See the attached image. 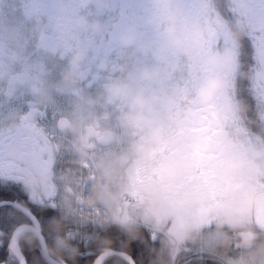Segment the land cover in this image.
Masks as SVG:
<instances>
[{
    "label": "clouds",
    "instance_id": "9594fccd",
    "mask_svg": "<svg viewBox=\"0 0 264 264\" xmlns=\"http://www.w3.org/2000/svg\"><path fill=\"white\" fill-rule=\"evenodd\" d=\"M211 27L192 0H0V128L19 130L25 122L38 126L54 117L57 139L48 156L67 152L91 169L86 204L104 210L107 226L131 234L139 222L164 232L169 216L190 217L186 230L162 241L172 260L158 254L154 264H173L176 254L200 243L217 264H264V228H249L256 210L264 208V190L253 183L256 169L237 146L236 134L225 132L211 143L222 155L216 186L227 191L229 201L213 230L206 234L207 222L198 215L211 203L209 188H171L197 174L192 145H208L205 136L191 131L196 115L183 106L185 100L210 108L231 86L226 72L235 64V53L201 55ZM246 34L241 21L225 33L237 44ZM195 62L207 69L205 74H195ZM230 110L238 118L248 111L243 103ZM165 147L170 154L153 161L149 173L170 187L147 183L142 201L125 208L131 170ZM30 148L21 142L8 157L19 160ZM26 167L25 187L45 195L51 177ZM72 175L61 173L59 179L70 183ZM238 183L244 184L241 190H228ZM73 193L67 187L62 197L68 210L74 207ZM52 226L55 236L43 264H75L78 248L65 222L53 220ZM40 237L35 232L27 239L39 243Z\"/></svg>",
    "mask_w": 264,
    "mask_h": 264
},
{
    "label": "snow or ice",
    "instance_id": "6c2138e0",
    "mask_svg": "<svg viewBox=\"0 0 264 264\" xmlns=\"http://www.w3.org/2000/svg\"><path fill=\"white\" fill-rule=\"evenodd\" d=\"M197 14L205 15L211 27L209 49L228 47L224 36L229 26L241 21L247 29L244 40L236 45L237 64L229 74L231 84L230 98L247 101L254 111L264 117V0H192ZM34 137L37 150L23 154L22 160H9L7 151L18 141L17 134L0 131V264H42L41 257L49 242L48 231H41V242L34 254L32 246L21 245L20 238L26 229L50 230L49 225L56 218L68 221L66 231L82 241L78 252V264H141L148 250L143 241H138L134 254H129L125 245L128 238L115 228H105L98 219L83 222L76 219L77 212H83V203L77 200L78 208L66 212L59 203L60 187L56 183V172L60 164L45 158L48 137L43 129H29ZM35 161L41 169L53 177L52 185L46 196L25 191L21 176L23 162ZM83 179V177H81ZM110 240L113 248L103 247V241ZM143 240L156 243L153 234L145 228ZM21 248L23 251L21 252ZM111 258L110 260L107 258ZM203 253L193 249L184 257L185 264H200Z\"/></svg>",
    "mask_w": 264,
    "mask_h": 264
},
{
    "label": "flooded vegetation",
    "instance_id": "af4514ba",
    "mask_svg": "<svg viewBox=\"0 0 264 264\" xmlns=\"http://www.w3.org/2000/svg\"><path fill=\"white\" fill-rule=\"evenodd\" d=\"M210 34H211V30H210ZM245 37L242 40H244ZM224 38L227 41H229L226 38V35L224 36ZM209 39H210V35H209ZM208 41L204 46V49L201 54L202 56L210 55L215 51L226 50V49H231L235 53V64L226 72V76L229 79V74L234 71L237 64L236 45H238L239 43L237 44L232 41H229L228 47L222 46L218 48L209 49L207 47ZM193 70L197 76L201 74H205L207 71V69L199 62H195L193 64ZM229 93H230V89L227 92V94L218 98L216 103L210 108H200L198 106H194L190 104V102H188L187 100H185L183 105L184 107H189L196 115V124L191 129V131L205 136L208 140V145L206 146L192 145L189 154L197 164V174L195 176L190 177L186 185L171 186V188L172 190L175 191H183L185 188L189 186H194V187L204 186L209 188L211 194V203L207 207L201 209L198 213V215L207 222L205 228L206 234L214 229L216 218L220 214L225 212L229 207L227 191L220 190L216 186L218 181V177L216 175V169L222 160V155L211 149V143L219 135H222L225 132H231L237 135V146L250 155L253 166L256 169V175L253 180V183H255L256 186L261 190H264V117L259 116L247 101L241 99H231ZM236 103H243L244 105L247 106L248 111L246 117L238 118L233 115L230 109L232 105ZM53 125H54V117L50 116L49 119L41 121L38 126H33L32 124L25 122L19 130L0 128V131L13 132L17 134L18 141L15 143V145L21 142H26L31 144V148L28 151H33L37 149L34 143V137L32 133L29 131V129L30 128L43 129L48 137V144L46 147L45 158L49 161H53L61 165V168L56 172V176H55L56 183L60 187L59 203L62 205L64 210L68 212V211L76 210L79 206L77 200H80L83 203L84 208L86 210L83 212H77L76 219L86 223L92 222L93 219L88 221L82 219L84 214H88L92 217V211L95 210V209H88L86 204L88 188L90 187V183L93 179V174L91 172V169L79 166L72 158V156L67 152H65L63 155H61L56 159L49 158L48 149L51 143L53 142V140L57 139V137H55V134L53 133L52 130ZM241 129L246 130V135L242 137L238 135V132ZM9 150L6 153V158L9 160H13L8 157ZM169 154L170 152L169 149H167V147L154 151L143 166L135 167L131 170L130 176L132 180V190L129 192L128 196L124 201L125 208L130 209L142 201L141 190L143 186L147 183L157 182L160 183L161 187L165 189L170 187L164 184L162 179L153 176L149 173V169L153 161L158 160L161 157ZM22 158L19 160H22ZM13 161H17V160H13ZM27 165H32L44 175L51 177V183L47 188L46 194L43 195L46 196L50 189V186L52 185L53 177L51 175L46 174L35 161L25 160L22 165L23 174L21 176V183L25 191L28 193H32L35 191H29L24 185V179L28 172V168L26 167ZM61 173L73 174L71 176L70 183H65L59 179ZM81 177H83V179H81ZM67 187H72L74 189L73 197L75 195L77 198V200L73 199L74 207L72 210H68L64 206L62 201V197L65 194ZM243 187H244L243 183L230 184L228 185V190L235 192L241 190ZM37 194L41 196L39 193ZM99 209H101L102 212L104 213V210L102 208ZM59 219L65 222V231H66V228L68 227V221L63 218H59ZM257 221H264V208H259L256 210L255 214L251 217L249 221V228H259ZM190 222H191L190 217L176 218L174 216H169V218L165 223L164 232L158 231L156 228H154L151 225L140 223L141 228H143L144 230L145 228L149 229L150 232L153 234L154 239L156 240V243L154 244L152 243L156 260L158 259V254L165 260H172V258L168 255L167 251L164 250L162 241L168 235L178 234L179 232L186 230ZM111 227L108 226V228ZM54 236L55 235L52 236V240H54ZM73 244L78 248V252H79L80 247L82 245V241L80 239H77L75 242L73 241ZM193 249L202 250L203 253L202 260H204L206 264H217L216 260L209 254L206 246L203 243L196 245H188L184 250L176 254L173 264H185V260H184L185 255L189 254ZM230 254H235L234 248L233 251L230 252Z\"/></svg>",
    "mask_w": 264,
    "mask_h": 264
},
{
    "label": "trees",
    "instance_id": "16d2710c",
    "mask_svg": "<svg viewBox=\"0 0 264 264\" xmlns=\"http://www.w3.org/2000/svg\"><path fill=\"white\" fill-rule=\"evenodd\" d=\"M54 220H60L59 218H56ZM53 222V221H52ZM52 222L51 224L49 225V229L50 230H41V231H48V246H51L53 244V240H52V236L55 235V232L53 230V226H52ZM111 228H115L117 230H119V232L128 238L129 242H131L130 244L128 245H125V247H127L128 251H129V254H134L135 251H136V244L138 241H143V243L145 244V246L147 247V254L145 255V257L142 258V261H141V264H154V261H156V257H155V252H154V249H153V245L150 241H147V240H143V236H144V229L143 228H138V230L135 232V233H128V232H125L123 231L122 229L120 228H117L115 226H112ZM111 228H108V229H111ZM33 234V233H27L21 240V245H24V244H28L30 246H32L33 248V252L34 254H37L39 255L38 253V250L36 249V246L37 244L39 243H29L28 242V237ZM104 241H107L106 244L103 243V247H106V248H113L115 245L110 241V240H104ZM103 241V242H104ZM22 251H23V248H22ZM111 259V258H110ZM109 259V260H110ZM41 260H42V257H41ZM13 264H15V261H13ZM43 264V262H42ZM68 264H73L72 261H69ZM75 264H78V256L76 257L75 259ZM118 264H126V262L124 261H120L118 262ZM200 264H206V262L204 260H201L200 261Z\"/></svg>",
    "mask_w": 264,
    "mask_h": 264
},
{
    "label": "water",
    "instance_id": "95a60500",
    "mask_svg": "<svg viewBox=\"0 0 264 264\" xmlns=\"http://www.w3.org/2000/svg\"><path fill=\"white\" fill-rule=\"evenodd\" d=\"M258 225H259L260 228H264V221H260V222L258 223ZM28 229H30V230L33 231L34 233H35V232H39V233H41L40 230H38V229H36V228H34V227H29ZM40 242H41V237H40ZM20 251L22 252V250H20Z\"/></svg>",
    "mask_w": 264,
    "mask_h": 264
}]
</instances>
